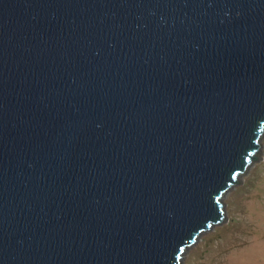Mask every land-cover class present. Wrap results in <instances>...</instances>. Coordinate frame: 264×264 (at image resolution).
Listing matches in <instances>:
<instances>
[{
  "label": "water",
  "instance_id": "obj_1",
  "mask_svg": "<svg viewBox=\"0 0 264 264\" xmlns=\"http://www.w3.org/2000/svg\"><path fill=\"white\" fill-rule=\"evenodd\" d=\"M263 138L264 0H0V264H185Z\"/></svg>",
  "mask_w": 264,
  "mask_h": 264
},
{
  "label": "rangeland",
  "instance_id": "obj_2",
  "mask_svg": "<svg viewBox=\"0 0 264 264\" xmlns=\"http://www.w3.org/2000/svg\"><path fill=\"white\" fill-rule=\"evenodd\" d=\"M261 143L262 159L226 193L227 222L202 233L185 264H264V138Z\"/></svg>",
  "mask_w": 264,
  "mask_h": 264
}]
</instances>
